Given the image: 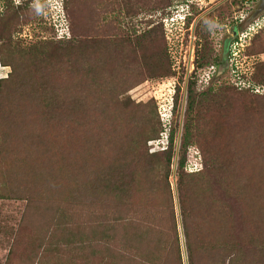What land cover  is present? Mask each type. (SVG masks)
Here are the masks:
<instances>
[{"label":"trees","instance_id":"obj_1","mask_svg":"<svg viewBox=\"0 0 264 264\" xmlns=\"http://www.w3.org/2000/svg\"><path fill=\"white\" fill-rule=\"evenodd\" d=\"M45 1L63 24L57 38L41 32ZM241 1L248 8L258 0ZM7 5L0 14V63L10 67L0 78V198L25 207L6 264H15L25 236L34 242L33 264L66 257L75 264V255L85 264H185L182 233L188 264H264V63L243 73L232 54L202 53L188 80L175 170L180 230L170 178L174 115L164 124L153 100L121 98L147 76L169 79L176 69L162 29L146 21L138 36L124 21L155 15L166 29L174 19H165L181 14L187 27L203 9L192 0L180 8L173 0ZM118 9L124 19H107ZM23 20L31 36L13 39ZM205 26L201 18L200 37ZM261 45L264 37L256 50ZM167 128V145L151 151L149 142Z\"/></svg>","mask_w":264,"mask_h":264},{"label":"rangeland","instance_id":"obj_2","mask_svg":"<svg viewBox=\"0 0 264 264\" xmlns=\"http://www.w3.org/2000/svg\"><path fill=\"white\" fill-rule=\"evenodd\" d=\"M21 1L23 2V0H0L1 16L3 17L7 10V4L13 3L16 5L21 3ZM181 1L182 0H173V4L177 6ZM45 2L46 3L40 9L38 15L40 18L46 20L47 29H42L41 32H43L44 35L56 37L58 33L61 34L63 24L60 22L55 6L48 3V1ZM192 2H194L199 8H202L203 11L195 16L192 23L187 27L185 26V17L181 14L166 18L165 20H169L170 18L174 19L171 25L170 22L169 24H165L166 29H164V25H160L163 20H161L160 17L155 18V15L149 17L150 19L144 16L136 19L127 18L124 21L130 26L129 30L131 32L136 31L138 36L148 25L146 21L151 24L150 28L152 26V29L154 31H159V34H161L162 29L163 34L165 33L164 36H166L170 61L176 69L174 77L169 79L159 77L152 78L147 76L142 83L125 92L121 98L122 100L130 98L135 102L144 103L153 100L158 107V112L162 117V122L164 124L170 123L174 115L173 126H175L177 133L175 140L176 153L173 164V173L170 178L174 190L180 230L182 229V224L178 192L176 188L175 170L185 119L186 89L188 80L192 78L195 70H197L196 65L200 61L199 59L202 53L207 54L209 59H214L216 56L225 59L229 54H232V60L230 63H235L240 69L242 68L241 72L244 71L243 73L253 70L256 72L259 69L260 64L264 63V50H256L258 49V46H260V40L264 37V17L263 19H260L261 16L264 15V12L253 20L250 18L259 1L251 3L248 8H245L246 6L242 5V1L240 6V0H192ZM177 7L180 8L181 6ZM124 15V12L118 9L114 13H109L107 19H124ZM147 16L149 15L147 14ZM201 18L205 19L206 26L201 29L202 35L204 36L200 37L196 33V25ZM35 23L33 24L35 26L34 29L37 30ZM65 29H67V26ZM31 33L32 29L30 24L25 23L23 20L22 23L18 25L15 32H13V39L29 38ZM261 47L264 48V45H261ZM0 65L2 64L0 63ZM206 65L208 67L209 63H206ZM245 66H248L250 69L247 68V70ZM216 68L217 67L215 66V70ZM9 71V66L2 65L0 68V78L6 77L9 74ZM177 85H180L181 90L179 93L178 105L173 110ZM168 132L169 130L167 128L162 138L151 140L149 142L151 151L160 150L167 145ZM24 207V201L8 199L5 197L0 198V264H6L11 258L10 251L14 244V238L18 231L17 228L22 218ZM181 241L184 262L185 264H188L183 233L181 234ZM34 251V242L26 236L21 237L19 246L16 248L12 258L14 259L15 264H33L31 263V259L35 256ZM75 254L76 253H74V255ZM70 258L71 257L62 258L59 262L57 259L50 258L45 261V264H68V261L70 262L71 260ZM74 262L75 264H85L82 257L79 256L77 258V255H75Z\"/></svg>","mask_w":264,"mask_h":264},{"label":"water","instance_id":"obj_3","mask_svg":"<svg viewBox=\"0 0 264 264\" xmlns=\"http://www.w3.org/2000/svg\"><path fill=\"white\" fill-rule=\"evenodd\" d=\"M263 12H264V0H259L257 7L251 14L250 18L253 20L254 18H257Z\"/></svg>","mask_w":264,"mask_h":264},{"label":"built area","instance_id":"obj_4","mask_svg":"<svg viewBox=\"0 0 264 264\" xmlns=\"http://www.w3.org/2000/svg\"><path fill=\"white\" fill-rule=\"evenodd\" d=\"M246 2H253L254 0H245ZM259 1V0H258Z\"/></svg>","mask_w":264,"mask_h":264}]
</instances>
